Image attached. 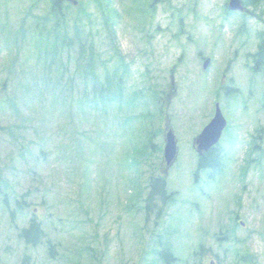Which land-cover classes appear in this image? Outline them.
I'll return each instance as SVG.
<instances>
[{
  "label": "rangeland",
  "instance_id": "1",
  "mask_svg": "<svg viewBox=\"0 0 264 264\" xmlns=\"http://www.w3.org/2000/svg\"><path fill=\"white\" fill-rule=\"evenodd\" d=\"M83 2L79 18L75 5L56 17L48 0H0V264H21L23 254L30 264H163L164 247L177 264H264V148L248 140L264 126L252 124L264 89H250L247 57L264 32V0H242V12L228 0ZM78 19L109 68L128 70L126 93L104 119L77 105L78 45L62 43ZM165 29L176 33L172 47ZM52 41L66 66L50 69L55 105L43 69ZM200 55L210 58L206 68ZM215 102L227 120L224 170L195 179L193 140ZM168 129L178 148L166 175L173 197L155 224L142 207L149 177L163 173ZM19 199L25 207L13 221L5 204ZM31 213L53 254L45 242L18 240Z\"/></svg>",
  "mask_w": 264,
  "mask_h": 264
},
{
  "label": "trees",
  "instance_id": "2",
  "mask_svg": "<svg viewBox=\"0 0 264 264\" xmlns=\"http://www.w3.org/2000/svg\"><path fill=\"white\" fill-rule=\"evenodd\" d=\"M50 3V11L49 13L54 16H64V9H71L74 5L69 2L59 1V0H48ZM154 3L160 2L163 0H152ZM77 16L79 17L81 14H86L84 2L83 0H79L78 4L75 5ZM80 18V17H79ZM81 19H78V22L74 25L73 37L67 35L64 37V41L62 43V47H68L69 50L72 45L77 43L78 45V67H76L75 74H78L80 71L82 73V79L84 82V89L81 92L80 97L76 100L77 105L79 106V112L83 116L93 117V118H107L110 113V106H118L120 104V100L122 99L123 94H125V86H126V74L128 72L126 66L122 67L119 64H116L113 68H109L104 58L100 57V52L93 46V42L89 39L90 36H81L80 33L83 31L84 24ZM82 29V31H81ZM84 33L86 31H83ZM20 34H16L18 37ZM54 40H56V35L52 36ZM42 38V36H41ZM46 42V41H45ZM42 43V42H41ZM51 50L45 55L43 69L47 73V77L45 78V89L53 93V103L58 102L57 97L58 94L56 92V84H48L49 82V74L50 69H52L53 62H58L56 65L55 73H65L66 68L64 61H60L57 57V53L60 48L57 43L52 41V45L50 46ZM66 49V50H67ZM260 55L259 58L261 60L264 59V44L260 47ZM114 53H117L116 50H113ZM41 59L43 57V53L39 51L38 55ZM47 58L50 60L47 61ZM121 57V55H120ZM123 57H121L122 59ZM109 59V58H108ZM107 59V60H108ZM264 61V60H263ZM101 66V69L99 67ZM79 68V69H78ZM91 78V80H88ZM52 79V78H51ZM58 82V80L56 79ZM51 90H50V89ZM69 90L72 92L73 87L71 86ZM26 90V88H25ZM60 90V89H59ZM134 93H140V90H134ZM7 101L9 104L15 108V100L13 98H8ZM51 104V105H52ZM70 105V104H68ZM133 105V104H131ZM224 151L220 148H211L208 150L203 157L198 158L197 170L207 171L209 175H205L207 179H215L216 175L221 171V167L224 164ZM209 176V177H208ZM148 192L144 198L143 211L145 213L146 220H149L150 216L153 215L155 218V224L159 222L162 218L163 211L173 197L172 192H168L167 189V179L160 175H151L148 179ZM7 200V198L5 199ZM4 201V200H3ZM26 201L24 199L17 200L16 209H21L25 207ZM4 204V203H3ZM7 206V201L5 207ZM14 213V212H13ZM11 212L10 215L13 216ZM30 220L27 226H23L20 228L18 232V240H23L25 246L35 247L40 243L45 242L48 246L49 253H54V244L50 242L49 239L45 238V234L43 232L41 221L37 219L31 213ZM158 257L161 259L163 264H177V257L173 254L172 250L169 247L160 248L158 251ZM29 256L27 254L22 255L21 264H30Z\"/></svg>",
  "mask_w": 264,
  "mask_h": 264
},
{
  "label": "water",
  "instance_id": "3",
  "mask_svg": "<svg viewBox=\"0 0 264 264\" xmlns=\"http://www.w3.org/2000/svg\"><path fill=\"white\" fill-rule=\"evenodd\" d=\"M68 1L72 4H77L79 0H59ZM227 7L231 11H244L242 0H228ZM210 62V58H206L203 62V68H206ZM227 125V120L224 117L218 103L215 105V110L212 118L202 128L199 134L194 138V145L199 155L208 151L215 146ZM178 152L177 141L174 132L168 129L165 133V144L163 149V158L166 164V170L176 159Z\"/></svg>",
  "mask_w": 264,
  "mask_h": 264
},
{
  "label": "flooded vegetation",
  "instance_id": "4",
  "mask_svg": "<svg viewBox=\"0 0 264 264\" xmlns=\"http://www.w3.org/2000/svg\"><path fill=\"white\" fill-rule=\"evenodd\" d=\"M165 32L167 33V35L164 36V38H165L164 41L166 42V44L168 46L171 45V47H172L173 46V43L175 41V36L174 35L176 33H172L171 34V33H169V30H167V29H165ZM263 44H264V32L261 33L260 40L255 45L253 51H248L247 52V57H248V62H249L248 70L250 72V74H249V82H250V89L252 90V92L256 89L257 82L263 83L262 84L263 85L262 88L264 89V61H263L264 59L261 60L259 58V55H260L259 53L261 51L260 50V47ZM200 58L203 59V62H204V60L207 57L206 56H203V55H200ZM170 91H171L170 90V86H168L167 87V91H165V92H166V94H168ZM262 93H263V98H262L263 100H262V103H261L262 108L258 109L254 113L255 116L252 117L253 118L252 124H254V122H257L258 123V121H263L264 120V90L262 91ZM216 103L217 102H215V104H214V109H215ZM258 117L259 118L261 117L262 119H258ZM226 127H225V129H226ZM256 127H257V125L253 128L252 133L250 134V137H249L248 140H249V144L251 142L252 147L254 146L258 150V149H263L264 148V126H259V128H257V129H256ZM193 147H194V149L196 151V147L194 145H193ZM212 148H220L222 151H224L223 148H221L220 140H219L218 144L216 146L212 147ZM206 152L207 151L203 152L201 155H198V153L196 151L197 157L198 158L199 157H203ZM161 164H163V162ZM163 166H164V164H163ZM163 169H164L163 170V173H160V171H159L158 174L164 176L163 174L166 173L165 166L163 167ZM223 170H224V164L221 167V171L216 176L222 175ZM210 171L211 170H207V171L197 170V168H196V170L193 172V174L195 175V179H197L198 175H200L201 173H203V174H205L207 176V175H209V172ZM11 212L13 213L14 211L11 210ZM38 218L40 219V217H38Z\"/></svg>",
  "mask_w": 264,
  "mask_h": 264
}]
</instances>
